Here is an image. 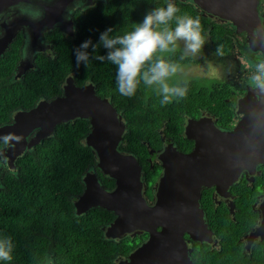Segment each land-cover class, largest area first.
I'll use <instances>...</instances> for the list:
<instances>
[{
	"label": "trees",
	"instance_id": "1",
	"mask_svg": "<svg viewBox=\"0 0 264 264\" xmlns=\"http://www.w3.org/2000/svg\"><path fill=\"white\" fill-rule=\"evenodd\" d=\"M164 0H100L93 6L75 10L72 14L74 35H64L55 29L49 36L51 54H38L34 68L20 78L15 70L20 58L17 45H12L0 56V126L12 122L18 111H27L42 100H52L62 95L68 77L77 87L92 84L95 94L109 100L125 123V133L118 150L134 156L141 162L149 150L160 146V134L184 150L190 144L181 141L184 114L194 115L200 109L219 112L226 109L222 123L229 122L230 106L225 104L224 86L215 81L185 79L187 97L179 102L162 106L159 97L148 94L149 88L141 84L132 97L121 95L116 85V66L105 61L90 59L87 66L77 64L75 49L82 41L94 43L101 31L112 26L122 33L142 20L151 8L162 5ZM180 9L177 15L199 17L205 46L216 53L222 46L224 56L230 44L225 33L217 26H210L195 8L186 2H174ZM174 26V22H173ZM91 51V49H89ZM104 49H98L99 55ZM176 51L170 58L191 65V56L181 60ZM183 80V81H185ZM183 81H180L181 83ZM222 124V125H223ZM90 132L88 120L74 121L56 126L50 137L27 150L17 158L14 170L0 163V238L10 236L14 243L13 260L10 264H116L119 256H127L136 246V240L107 239L103 228L114 215L101 208H94L78 216L73 199L84 190L83 178L96 170L101 185L111 188L114 181L97 168L92 149L85 144ZM5 143H0V149ZM248 206L251 200L241 198ZM203 205L209 216L224 217L212 212L207 199ZM220 238L219 247L193 245L191 259L194 264H264L260 256L249 258L242 254L238 237L243 228L227 221H211ZM9 264V262H0Z\"/></svg>",
	"mask_w": 264,
	"mask_h": 264
},
{
	"label": "water",
	"instance_id": "2",
	"mask_svg": "<svg viewBox=\"0 0 264 264\" xmlns=\"http://www.w3.org/2000/svg\"><path fill=\"white\" fill-rule=\"evenodd\" d=\"M96 1L33 0V9H42L44 15L33 24L24 20L27 43L15 78L30 69L36 52L48 48L39 41V29L56 24L64 35L72 37L75 8L82 10ZM189 1L223 19L235 21L244 12L242 0ZM16 29L9 24L2 31L0 56ZM237 108L243 118L232 131H220L212 122L208 125L201 119L190 120L185 136L194 141L192 151L185 154L166 147L160 153L163 176L157 183L156 203L151 207L142 197L137 159L118 150L125 133L122 117L106 98L95 94L92 84L77 87L72 77L66 79L61 96L42 100L30 110L18 111L11 123L0 126V143H5L0 158L9 170H14L16 159L50 137L56 126L76 119L88 120L90 132L85 144L95 154L97 168L114 181V189L105 190L94 173L85 176L83 193L74 203L76 215L94 208L113 213V222L102 229L107 239H122L134 230L149 233L146 243L118 264H193L188 255L192 250L183 235L187 233L193 241L211 243V233L199 208L201 190L211 186L220 191L227 188L243 168L253 167L264 158V97L258 99L248 94L238 101ZM258 232L261 234V229Z\"/></svg>",
	"mask_w": 264,
	"mask_h": 264
},
{
	"label": "flooded vegetation",
	"instance_id": "3",
	"mask_svg": "<svg viewBox=\"0 0 264 264\" xmlns=\"http://www.w3.org/2000/svg\"><path fill=\"white\" fill-rule=\"evenodd\" d=\"M13 1L17 2L11 4ZM30 1L31 0L24 2L23 6H28V3H30L31 7L33 8V0L32 2ZM242 1L244 12L242 13L241 17H238L235 19V21H233L230 19H223L214 14L206 13L189 0H174V2L190 3L195 8L197 13L207 20L210 26L219 27L229 40L230 49L229 52L224 56H219L208 49L210 54L214 57L215 63L218 64L219 67L217 69H220V72L218 73L217 78L204 80L215 81V83L218 85L224 86V92L227 95L224 99V102L230 106L231 116L229 118V122H225L223 124L222 120L224 115L227 114V111L226 109H223L219 112L215 105L213 108L217 113L208 109H200L199 112L195 113L194 115L184 114L181 123L183 128L181 133V141H187V143L190 144L184 150L178 148L173 141H171L169 138H166L162 134V131H159L160 146L149 150L148 157L144 159L145 162H141L137 159L141 168L140 181L142 185V197L145 200L146 205L149 207L156 203L157 183L163 176L162 163L159 160L160 153L166 147H174L179 152L187 154L191 152L194 147V141L187 139L185 136V128L190 120L198 121L201 119L205 122V124L208 125L210 122H212L214 127L220 131H232L243 118L241 114H238V101L246 97L248 94L258 99L261 96L264 97V93H260L258 90H253L248 83L249 76L254 72L256 63L259 60L264 59V0ZM0 2L3 9L0 11V35L2 31L9 26V24L16 26L17 29L15 30L14 35L7 46V49L12 45L18 46L20 51V58L18 61L19 65L27 43L25 38L26 32H24L26 29L24 20L32 24L34 22L28 19L26 16L21 15L20 11H18L20 0H0ZM75 10H79V7L75 8ZM18 22H20V24H18ZM55 29H58L56 24L46 27L45 29H39V41L43 44H46L48 48L44 52H36L34 61L28 71L34 68L35 58L38 54L50 56L51 44L47 34H50ZM177 51L183 54L182 42L180 43V47ZM194 57L195 56H191V58L194 60V63L184 67H190L194 64H197V61ZM187 79L199 78L188 77ZM4 147L5 144L2 148ZM150 151H152V154H150ZM3 162L4 160L0 158V163L4 164ZM96 172V170H93L88 172L86 176L91 173L97 175ZM98 182L101 185L99 178ZM113 189L114 185L113 187L105 190L112 191ZM78 198L79 197L73 199V206ZM203 198L207 199V206H211L213 210L212 212L219 213L224 217L217 218L214 215L209 216V212L206 211L207 209L203 205ZM241 198H244L245 201L248 200V202L251 200L250 204L246 206L245 204L240 203L239 201ZM199 208L203 214V221L211 233V243L193 241L190 239L189 235L185 233L183 238L187 242V247L189 249L193 251V245L197 243L198 246L207 245L210 249L218 248L220 238L213 229L211 221H227L229 225L233 223L235 226L243 228L242 233L238 237V243L242 254L249 258L260 256L264 259V158L262 162L254 165L253 167L243 168L239 172L237 180H235V182H233L227 188H222L221 191L218 190L217 186L203 188L201 190V196L199 199ZM160 229V227L157 228V231H160ZM260 229L261 234L258 232ZM126 238L136 240V246L127 256L117 257L115 261L116 264L127 260L129 255L146 243V241L149 239V233L141 230H134L124 236L122 239L114 240L121 241ZM191 254L192 252L188 253L191 262L194 264L191 259Z\"/></svg>",
	"mask_w": 264,
	"mask_h": 264
},
{
	"label": "clouds",
	"instance_id": "4",
	"mask_svg": "<svg viewBox=\"0 0 264 264\" xmlns=\"http://www.w3.org/2000/svg\"><path fill=\"white\" fill-rule=\"evenodd\" d=\"M23 5L24 0H20L21 15L33 22L43 18L42 9H33L30 3ZM179 12L174 0H164L162 5L151 8L141 21L122 33L109 26L99 33L95 43L91 39L81 42L75 49L76 62L87 66L90 59H95L115 65L117 90L123 96H134L143 84L156 93L162 106L179 102L187 97L188 82L170 83L185 71L184 66L170 56L176 53L181 42V60L198 55L206 43L199 17L177 15ZM101 47L105 50L103 55L97 54ZM216 54L223 55L222 46L217 48ZM248 83L253 90L264 93V59L256 63ZM13 252L12 238H0V262L10 264Z\"/></svg>",
	"mask_w": 264,
	"mask_h": 264
},
{
	"label": "rangeland",
	"instance_id": "5",
	"mask_svg": "<svg viewBox=\"0 0 264 264\" xmlns=\"http://www.w3.org/2000/svg\"><path fill=\"white\" fill-rule=\"evenodd\" d=\"M195 60L197 64H194L190 67H184L185 71L183 74L179 75L178 77L174 78L170 83H176L187 79L188 77L191 78H199L200 80L204 79H214L217 78L220 69H217L219 66L215 63L214 57L208 51L206 46L203 47L202 51L196 55ZM155 92L152 89L148 90V94H154ZM5 167H7L6 162H3Z\"/></svg>",
	"mask_w": 264,
	"mask_h": 264
}]
</instances>
